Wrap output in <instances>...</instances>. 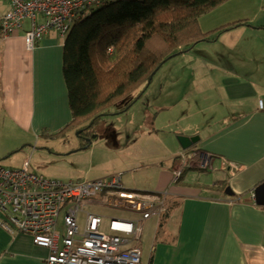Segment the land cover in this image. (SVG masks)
<instances>
[{
	"label": "crops",
	"instance_id": "obj_1",
	"mask_svg": "<svg viewBox=\"0 0 264 264\" xmlns=\"http://www.w3.org/2000/svg\"><path fill=\"white\" fill-rule=\"evenodd\" d=\"M8 10V1L0 0V17ZM250 25L225 31L226 39H262L256 31L264 26ZM27 28L26 23L24 29L0 39V160L42 139H67L75 131H64L73 120L63 75L67 34L60 36L51 31L28 51L23 38ZM225 52L220 65L206 67L203 63L201 68L211 79L194 76L190 85L192 81L186 76L188 81L178 86V90L193 95L195 114L200 110L203 116L199 122L197 118L194 124L183 122L165 135L170 143L171 138L174 140L171 153L165 149V155L157 154L141 167L134 162L98 170L91 160L84 167V180L121 173L123 187L166 195L161 219L152 216L142 222L136 243L141 252L140 264H264V204L258 206L253 199L254 189L264 182V50L226 46ZM162 107L170 108L169 104ZM148 114L146 118L147 110L139 113V130L141 138L151 139L157 132L152 128L153 115ZM143 124L148 126L145 130ZM178 135L199 139L188 150H182ZM91 144L80 149H88ZM181 153L197 156L175 183L171 172ZM201 154L209 157L206 169L198 167ZM228 164L238 168L231 176L226 171ZM142 168L145 181L137 178ZM128 171L134 173L125 175ZM227 188L232 195L226 193ZM91 206L111 210L102 196L85 210ZM112 211L113 215L95 213L105 222L109 218L139 219L137 214ZM81 213L84 216V209ZM47 255L45 248L35 246L26 235H10L0 228V264H46Z\"/></svg>",
	"mask_w": 264,
	"mask_h": 264
},
{
	"label": "built area",
	"instance_id": "obj_2",
	"mask_svg": "<svg viewBox=\"0 0 264 264\" xmlns=\"http://www.w3.org/2000/svg\"><path fill=\"white\" fill-rule=\"evenodd\" d=\"M9 10L0 17V39L23 30L24 45L32 51L51 31L65 36L85 13L113 0H7ZM194 153H181L172 169L177 182L192 166ZM198 167H208V155H199ZM236 168L228 164L227 174ZM102 196L111 210L139 215V219L105 218L85 207ZM166 195L126 190L120 175L103 179L61 181L29 171L0 165V228L10 235L22 234L45 248L46 264H140L136 243L142 222L165 213ZM84 209V224L78 215ZM62 214V216H61ZM61 216V231L58 221Z\"/></svg>",
	"mask_w": 264,
	"mask_h": 264
},
{
	"label": "rangeland",
	"instance_id": "obj_3",
	"mask_svg": "<svg viewBox=\"0 0 264 264\" xmlns=\"http://www.w3.org/2000/svg\"><path fill=\"white\" fill-rule=\"evenodd\" d=\"M235 19L246 20L248 24H251L250 27L264 26V0H226L202 14L198 21L201 30L208 32ZM256 32H259L258 35L264 39V29ZM233 37L236 36H229L230 40H227L225 32H223L216 41L198 42L187 51L167 60L149 82L148 88L140 99L129 105L132 98L116 103L108 110L107 115L101 117V122L98 125L95 124L88 130L92 138V144L88 149H80L86 143L87 137L79 136L81 130H75L67 135V139L63 137L56 142L42 139L37 145L31 144L20 148L0 160V165L11 169H22L27 162L29 171L37 175L61 181H77L84 180V167L87 166L89 160L94 166L98 165L96 169L108 170L134 162L141 167L142 163L148 164L147 162H150L152 157L157 154L165 155L168 151L171 153V145H174V140L171 138L170 143L165 139V135L176 130L181 123L194 124L196 118L199 122L203 116L200 110L195 114L196 101L193 99V95H190V92L184 93L181 88L178 90L179 85L188 81L186 76L189 77L190 82L192 81L190 85L194 82L192 80L194 76L195 79H201L203 76L206 79H211L206 69L201 67L203 63L206 67L212 64L220 65L221 59L226 57V46H232L234 50L241 49V46L250 51L264 50V40L260 41L262 39L248 37L238 41V38L233 39ZM171 92L174 93L169 94ZM163 104H169L170 108L163 109ZM146 110V118H149L148 111L153 115L152 128L156 129L155 133L157 132L158 135H153L151 139L141 138L142 132L140 133L139 130V113ZM207 116L208 114L205 113V117ZM146 127H148L147 124H143L142 130H145ZM144 171L142 168L137 176L139 180L145 179L143 178ZM132 173L134 172L128 171L125 175ZM113 175H120L122 178L121 173ZM110 176L112 175L108 177ZM145 183L149 184L148 181ZM140 192H144V190ZM87 210L102 215L115 213V211L106 208L93 206L87 207ZM61 216L58 221V231H61ZM78 217L79 227L82 228L81 223L84 216L79 213ZM145 242L143 237L141 241L143 249Z\"/></svg>",
	"mask_w": 264,
	"mask_h": 264
},
{
	"label": "trees",
	"instance_id": "obj_4",
	"mask_svg": "<svg viewBox=\"0 0 264 264\" xmlns=\"http://www.w3.org/2000/svg\"><path fill=\"white\" fill-rule=\"evenodd\" d=\"M225 1L113 0L85 13L63 45V75L73 118L64 131L81 130L79 136L90 138L88 130L113 105L140 99L167 60L246 25L240 20L201 30L199 17Z\"/></svg>",
	"mask_w": 264,
	"mask_h": 264
},
{
	"label": "water",
	"instance_id": "obj_5",
	"mask_svg": "<svg viewBox=\"0 0 264 264\" xmlns=\"http://www.w3.org/2000/svg\"><path fill=\"white\" fill-rule=\"evenodd\" d=\"M151 79V77H150ZM91 137L90 138H86V143L89 144L91 142ZM199 139L198 136H192V137H187V136H182V135H178L176 136V140L180 146V148L182 150H188L193 144H195V142H197ZM84 148V147H82ZM229 188H227L226 193L228 195H232L231 192H229ZM253 199H254V203L258 206L263 205L264 204V182L261 183L260 185H258L253 192Z\"/></svg>",
	"mask_w": 264,
	"mask_h": 264
}]
</instances>
